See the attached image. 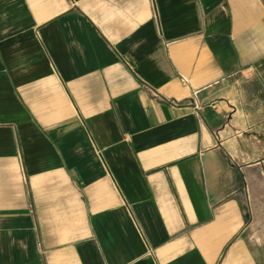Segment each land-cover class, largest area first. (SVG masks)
Wrapping results in <instances>:
<instances>
[{"label":"crops","instance_id":"crops-1","mask_svg":"<svg viewBox=\"0 0 264 264\" xmlns=\"http://www.w3.org/2000/svg\"><path fill=\"white\" fill-rule=\"evenodd\" d=\"M263 181L264 0H0V264H264Z\"/></svg>","mask_w":264,"mask_h":264},{"label":"rangeland","instance_id":"rangeland-1","mask_svg":"<svg viewBox=\"0 0 264 264\" xmlns=\"http://www.w3.org/2000/svg\"><path fill=\"white\" fill-rule=\"evenodd\" d=\"M256 189H257V193H258V195L260 196L259 197V200L262 202V204L264 205V181L263 182H257V186H256ZM254 221H255V212H254V214H253V218H252V226H251V228H252V230H251V228H250V230H251V232H252V235H254V229H253V223H254ZM258 221V220H257ZM258 225H260L259 223H258ZM264 226H263V228L261 229H257L256 231H257V235L258 236H264ZM263 233V234H262ZM261 241H264L263 239H261Z\"/></svg>","mask_w":264,"mask_h":264},{"label":"bare ground","instance_id":"bare-ground-1","mask_svg":"<svg viewBox=\"0 0 264 264\" xmlns=\"http://www.w3.org/2000/svg\"><path fill=\"white\" fill-rule=\"evenodd\" d=\"M258 223H264V205H259L256 209ZM264 231V230H263ZM263 234V233H262Z\"/></svg>","mask_w":264,"mask_h":264}]
</instances>
